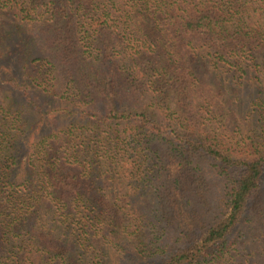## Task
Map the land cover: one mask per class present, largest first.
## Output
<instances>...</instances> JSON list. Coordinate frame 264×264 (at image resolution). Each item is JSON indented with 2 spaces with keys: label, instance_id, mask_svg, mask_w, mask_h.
I'll return each instance as SVG.
<instances>
[{
  "label": "trees",
  "instance_id": "trees-1",
  "mask_svg": "<svg viewBox=\"0 0 264 264\" xmlns=\"http://www.w3.org/2000/svg\"><path fill=\"white\" fill-rule=\"evenodd\" d=\"M0 264H264V0H0Z\"/></svg>",
  "mask_w": 264,
  "mask_h": 264
}]
</instances>
